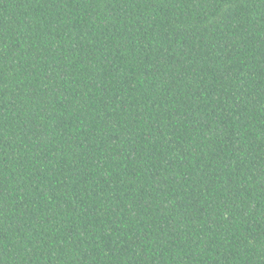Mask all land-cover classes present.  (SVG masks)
<instances>
[{"label":"trees","instance_id":"1","mask_svg":"<svg viewBox=\"0 0 264 264\" xmlns=\"http://www.w3.org/2000/svg\"><path fill=\"white\" fill-rule=\"evenodd\" d=\"M0 264H264V0H0Z\"/></svg>","mask_w":264,"mask_h":264}]
</instances>
